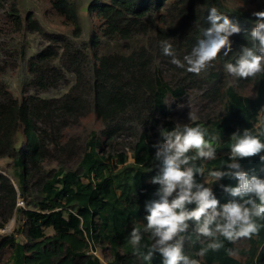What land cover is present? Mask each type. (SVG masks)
Returning a JSON list of instances; mask_svg holds the SVG:
<instances>
[{"label": "trees", "instance_id": "trees-1", "mask_svg": "<svg viewBox=\"0 0 264 264\" xmlns=\"http://www.w3.org/2000/svg\"><path fill=\"white\" fill-rule=\"evenodd\" d=\"M239 1L247 7L231 8L223 0H94L89 11L96 13L102 37L128 43L141 37L143 41L128 54L98 56L86 81L87 54L64 36L43 32L29 17V28L51 42L29 64L33 85L41 90L57 88L65 72L74 74L77 83L53 100L29 97L18 102L9 93H0V160L11 161L16 179L13 183L0 170V227L16 215L22 223L15 234L23 238L19 241L15 234L0 235V264H101L90 248L105 251L109 264H163L159 253L151 260L144 259L154 243L144 231L146 205L160 199L161 189L151 183L162 167L155 159L154 145L162 142L161 129H174L173 123L166 121L165 100L182 97L188 88L201 90L203 97L218 107L198 123L216 149V159H200L192 150L187 155L195 158L182 168L202 169L194 180L212 187L221 205L243 202L223 190L237 186L234 178L204 181L213 171L229 170L226 165L232 162L229 155L236 141L233 134L250 130L264 143V72L245 80L231 76L225 68L238 60L242 47L257 45L250 36L255 23L252 13L264 11V0ZM53 6L80 35L74 6L68 0H56ZM212 8L246 31L230 38L233 51L227 57L221 54L197 75L188 72L186 64H173L172 57L163 54L161 41L168 40L176 58L183 62L203 38V29L210 26L207 16ZM94 38L93 44L97 42ZM57 59L65 71L53 65ZM246 86L250 93L242 92ZM89 109L103 124L107 142L124 133L133 136L132 162L124 153H105L104 142L95 136L80 151L73 141L60 140V127L79 123ZM38 123L41 129L37 133ZM21 130L26 143L17 149L15 137ZM47 162L56 163V167L46 169ZM236 162L240 170L264 179V161L259 156L237 158ZM19 199L25 208L17 205ZM186 207L191 210L196 205ZM256 222L261 228L251 239L219 237L222 248L199 256L211 241L198 234L195 221H188V229L181 233L184 254L199 264H264V218H256ZM133 228L143 235L139 248L129 242ZM243 242L245 246L238 249ZM229 250L235 254L229 255Z\"/></svg>", "mask_w": 264, "mask_h": 264}, {"label": "clouds", "instance_id": "clouds-1", "mask_svg": "<svg viewBox=\"0 0 264 264\" xmlns=\"http://www.w3.org/2000/svg\"><path fill=\"white\" fill-rule=\"evenodd\" d=\"M208 13L207 22L210 26L203 29V38L197 41L190 54L184 56L183 62L176 58L173 46L168 40L161 41L163 54L172 57L173 64L178 67L186 64L187 71L197 75L212 66L213 61L221 54L227 57L233 51L230 38L246 31L229 16L219 14L215 8ZM252 15L255 23L250 36L257 45L254 48L242 47L238 60L225 64L226 71L231 76L245 80L264 72V11H256ZM160 135L162 142L154 147L157 149L155 159L162 167L160 174L151 180L152 184L161 185L158 193L160 199L146 205L148 215L145 217L147 224L144 231L150 233L154 243L144 259L151 260L159 253L163 264H199L197 259H190L184 254L181 233L188 229V221H195L198 234L211 241L207 248H202L197 253L199 256H203L209 249L222 248L223 241L219 237L237 241L241 238L251 239L258 234L261 225L256 222V218H264V179L240 170L241 165L236 161L237 158L255 156L264 161V155H260L264 152V143L260 137L250 130L233 134L236 141L229 155L232 162L226 165L229 170L210 173L217 181L225 177L238 181L237 186H226L223 190L243 202L233 200L221 205L212 187L194 180V175L202 174V169L182 168V165H188L195 158L187 155L192 150L196 151L200 159H216V149L206 139V130L200 126L176 124L171 131L161 129ZM173 193L176 194L175 198L170 200ZM191 204L196 207L188 210L186 205ZM142 239V232L133 228L129 240L133 247L139 248ZM234 254L229 250V255Z\"/></svg>", "mask_w": 264, "mask_h": 264}, {"label": "rangeland", "instance_id": "rangeland-1", "mask_svg": "<svg viewBox=\"0 0 264 264\" xmlns=\"http://www.w3.org/2000/svg\"><path fill=\"white\" fill-rule=\"evenodd\" d=\"M56 0H0V93H9L18 102L29 97H37L44 100L58 99L70 89L76 86L77 80L74 74L65 72V79L60 82L57 88L41 90L36 88L33 83V75L29 71V64L32 59L40 53L51 42L42 34L33 31L28 26L29 17L39 24L43 32L64 36L74 46L82 50L88 56V61L84 65L85 81L90 79L92 68L96 58L100 55L107 54H128L130 48L138 42L143 41L141 37L128 42L113 41L101 36L99 30V19L94 12L89 11V7L94 0H68L76 11L79 21V34L76 35L75 29L70 20L58 14L53 3ZM225 5L232 7H244L239 0H223ZM17 14L20 23L13 15ZM150 29L153 31V20L150 18ZM93 35L96 43H92ZM53 65L65 71L59 59L55 60ZM165 71L168 66L162 65ZM173 74V71H168ZM242 92L250 93L248 86L241 88ZM165 105L168 111L166 121L176 124L198 126L208 115L216 112L218 107L216 103L207 101L201 90L188 88L185 94L177 99L167 97ZM41 125L37 124V133ZM103 124L95 116L93 109H89L79 123L60 127L58 134L62 142L71 140L74 142L77 150H82L86 143L95 136L104 142L103 148L105 153L116 155L124 153L127 155L128 162H132L131 143L133 136L127 133L121 134L113 139L112 143L103 136ZM26 143V138L21 130L15 137V147L21 149ZM46 169L56 167V163H45ZM0 170L16 182L14 170L11 167L9 159L0 160ZM213 176L206 175L204 181L210 183ZM19 207H26L21 199L18 200ZM3 222L0 217V223ZM21 221L13 216L5 225L10 227V231L5 235L15 234L21 226ZM51 234V230L47 231ZM17 240L22 241L20 235L15 234ZM245 246L244 242L239 243L236 247L241 249ZM89 252L96 256L101 264H109L107 253L100 248H90Z\"/></svg>", "mask_w": 264, "mask_h": 264}, {"label": "built area", "instance_id": "built-area-1", "mask_svg": "<svg viewBox=\"0 0 264 264\" xmlns=\"http://www.w3.org/2000/svg\"><path fill=\"white\" fill-rule=\"evenodd\" d=\"M10 231V227L4 225L3 227H0V235H5Z\"/></svg>", "mask_w": 264, "mask_h": 264}]
</instances>
